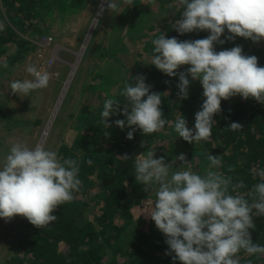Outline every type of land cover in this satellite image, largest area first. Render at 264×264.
I'll list each match as a JSON object with an SVG mask.
<instances>
[{"label": "clouds", "instance_id": "clouds-1", "mask_svg": "<svg viewBox=\"0 0 264 264\" xmlns=\"http://www.w3.org/2000/svg\"><path fill=\"white\" fill-rule=\"evenodd\" d=\"M124 3L133 5V0ZM179 3L184 10L174 29L181 35L205 30L210 35L180 41L162 34L152 41L151 64L169 77L179 76L180 99L188 98L189 77L200 81L205 99L195 114L194 128L187 126L182 115L173 125L178 136L191 144L211 137L216 125L213 117L222 111V100L239 95L264 104V67L258 66V58L244 55L239 45L219 52L214 47L237 36L254 43L264 39V0H179ZM118 7L116 0H108V10L113 12ZM104 11L101 5L97 16ZM4 28V22L0 21V31ZM225 29L231 35L221 39ZM184 65L190 67L178 73ZM26 71L32 79L12 81L10 88L14 94L28 96L32 91L47 88L53 75L31 64ZM145 80L146 77L138 75L134 83L125 81L119 94L123 102L115 98L104 101L98 121L104 129L112 127L109 117L117 114L126 117L114 123L121 130L131 128L126 137L129 140L137 129L147 135L172 123L162 118L161 94L150 93L151 85ZM226 129L235 132L242 125L233 122ZM103 135L108 138L111 134L105 130ZM144 146L142 142L141 147ZM122 158L129 160L127 154ZM176 160L187 167L174 170ZM206 160L207 167L201 174L192 171L191 162L183 153L171 163H166L163 157L155 158L154 150L134 159L136 181L145 188L156 186V199L149 215L167 237L166 255L174 253L173 261L179 260L181 264H240L241 251L249 255L264 253V245L253 242L249 231L256 227L254 215L264 216V169H253L262 182L242 194L238 190L245 187L243 181L234 183L230 175L218 170L222 166L220 156L206 154ZM86 163L91 166L93 161L89 159ZM228 171L233 169L229 167ZM79 172L78 159L61 158L42 144L34 148L13 144L0 167V218L7 221L20 215L38 228L50 225L57 219L53 214L56 209L71 202L74 193L80 190Z\"/></svg>", "mask_w": 264, "mask_h": 264}, {"label": "trees", "instance_id": "trees-1", "mask_svg": "<svg viewBox=\"0 0 264 264\" xmlns=\"http://www.w3.org/2000/svg\"><path fill=\"white\" fill-rule=\"evenodd\" d=\"M87 1L0 0L4 14L0 13V16L5 24L4 30L0 31V56L4 59L3 63L7 66L20 64L28 54L34 52L36 47L31 42L33 39L44 34L52 36L53 28L43 18V9H54L56 6L53 3L60 2L65 3L68 10H77ZM141 1L133 0L126 30L128 36H140L144 40L142 54L137 53L136 56L143 59L145 54L152 58V41L160 35L155 34L154 38L146 41L147 35L143 32L152 31L155 25L149 23L151 0H146L145 4ZM121 4L122 1H119L118 5ZM183 10L179 0H160L158 7L160 15L172 12L174 19L181 18ZM174 23L172 20H162L161 29L166 38L176 37L184 41L203 39L210 35L207 30L181 35L174 29ZM228 35L231 34L225 29L221 39ZM237 45L242 46L244 55H255L258 66L264 67V39L254 43L237 36L232 41L226 40L223 45L217 43L214 47L219 52ZM123 49L122 44L117 48L106 49L93 45L90 52H96L99 59H113L121 64V58L117 55ZM8 51L9 54L5 56ZM145 61V83L151 85L150 93L161 94L162 118L172 123H166L159 132L147 135L137 129L133 139L129 140L126 137L131 128L121 130L114 123L126 117L117 114L109 117L112 127L104 129L98 123L104 101L115 98L123 102L124 98L119 94L123 91L125 81L134 83L135 78H124V83L114 93L98 90L100 94L81 108L79 128L74 137L58 150L61 158L78 159L82 182L80 190L74 193L71 202L56 209L53 214L57 219L50 225L38 228L26 218L25 227L29 235L22 246L23 254L15 255L1 264H181L179 260L173 261L174 253L166 255L169 251L165 243L167 237L149 215L156 199L155 193L152 194L135 179L134 159L147 150H154L157 158L163 157L166 163H171L183 153L186 160L191 162L192 171L201 174L207 167L206 154L218 155L222 159V166L218 170L230 175L234 183L243 181L245 187L238 190L242 194L262 182L254 175L253 169H264V104L252 98L245 100L239 95L222 100V111L213 117L216 125L212 128L211 137L190 144L178 136L173 125L176 118L182 115L187 126L194 128L195 114L201 110L205 99L200 81L189 77L188 98L180 99L177 87L179 76L169 77L155 65L148 66L151 62L147 59ZM136 64L144 63L138 60ZM188 67L181 66L177 72L186 71ZM101 77L95 76L99 79V85L95 87H107V82ZM233 122L240 123L242 129L235 132L226 129ZM105 130L110 132V137L103 135ZM142 142L144 147H141ZM124 154L128 155L129 160L122 158ZM89 159L93 161L91 166L86 163ZM186 167L176 160L174 170ZM229 167L233 171L229 172ZM96 188L97 191H94ZM143 203L147 204L149 212L146 217L136 218L133 209ZM253 219L256 227L249 230L253 242L264 245V216L254 215ZM238 255L240 264H264V253L249 255L241 251Z\"/></svg>", "mask_w": 264, "mask_h": 264}, {"label": "rangeland", "instance_id": "rangeland-1", "mask_svg": "<svg viewBox=\"0 0 264 264\" xmlns=\"http://www.w3.org/2000/svg\"><path fill=\"white\" fill-rule=\"evenodd\" d=\"M119 1L122 4L113 12L107 9L108 0H88L77 10H68L65 3L54 2L56 8L43 9V18L53 28V47L49 46L45 51L35 48L20 64L13 66L4 67V59L0 56V167L15 143H23L29 148L42 144L46 149L58 153L59 147L74 137L79 128L81 108L100 94L98 90L114 93L124 83V78L145 76V60L151 62V58L145 54L143 59L136 56L137 53L142 54L144 40L140 36H128L126 28L132 5L125 4L124 0H116L117 4ZM141 2L145 4L146 0ZM147 3L149 5V1ZM159 3L160 0H151L149 23L154 24L155 28L143 32L147 35L146 41L154 38L155 34H164L162 20L180 19H174L172 12L160 15ZM101 5L105 11L102 16H97ZM0 13L4 16L1 7ZM2 18L0 16V21ZM25 38L31 39L29 36ZM136 42L138 45H135ZM121 44L124 49L117 57L121 58L123 66L113 59H99L96 52H90L93 45L106 49L117 48ZM38 50H43L41 56ZM52 51L56 60L50 71L56 75L51 78L48 87L32 91L28 96L14 94L10 88L11 82L29 79L31 76L26 71L27 66L35 65L38 69V65L48 59ZM8 54L9 51L5 56ZM138 60L144 64H136ZM96 75L102 76L107 87H95L99 85ZM155 187L148 186L146 189L153 194ZM147 207L145 203L134 207L135 217H146L149 212ZM25 224L26 217L20 215L7 221L0 218V264L23 254L22 246L29 235Z\"/></svg>", "mask_w": 264, "mask_h": 264}, {"label": "built area", "instance_id": "built-area-1", "mask_svg": "<svg viewBox=\"0 0 264 264\" xmlns=\"http://www.w3.org/2000/svg\"><path fill=\"white\" fill-rule=\"evenodd\" d=\"M53 37L51 35H41V36H38L37 38L33 39L31 42L33 43V45L36 47V48H43V50H47V48L49 46H52L53 47ZM43 50H38L39 52V56H41V53ZM55 50V49H54ZM55 56L53 54V51H52V55L49 56L48 59H46L45 61L41 62V64L38 65V70L39 69H44L46 71H48L49 73H52V78L55 77L56 74H54L53 72H51V68L53 67V64L55 63ZM73 74H71L72 76ZM71 76L69 77L68 79V82L71 78ZM29 79H32V77H30Z\"/></svg>", "mask_w": 264, "mask_h": 264}]
</instances>
